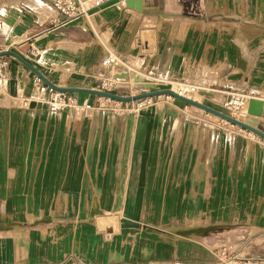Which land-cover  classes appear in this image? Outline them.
<instances>
[{"label":"crops","instance_id":"1","mask_svg":"<svg viewBox=\"0 0 264 264\" xmlns=\"http://www.w3.org/2000/svg\"><path fill=\"white\" fill-rule=\"evenodd\" d=\"M125 1L60 25L7 16L0 51L58 87L95 88L111 55L125 84L194 81L214 109L231 93L264 107V0ZM35 75L0 57V264H215L224 245L264 260V138L166 95L52 108ZM244 121L264 131V112Z\"/></svg>","mask_w":264,"mask_h":264},{"label":"built area","instance_id":"2","mask_svg":"<svg viewBox=\"0 0 264 264\" xmlns=\"http://www.w3.org/2000/svg\"><path fill=\"white\" fill-rule=\"evenodd\" d=\"M104 0H51V4L57 9L58 13L62 16V20L56 22L55 24L60 25L72 18L82 15L88 11L89 8L100 6ZM102 64L106 67V76H100L95 89L115 92L119 85H121L126 78L119 77L120 72H116L115 66L117 60L115 57L108 55ZM125 73L124 70H122ZM117 73V74H116ZM138 81L133 83L129 82V87H134ZM143 82V81H140ZM175 91L176 93L195 99V95H201L206 90L197 82L194 81H175ZM33 87L37 91L39 98L47 103L52 108H62V107H77L79 103L73 92L56 90L53 87L48 86L41 78L35 75L33 79ZM170 96V95H166ZM102 97V96H101ZM106 98L107 97H102ZM248 98L241 93H231L222 103L224 107V113L230 115L239 120H244L247 113ZM147 99V98H144ZM144 99H139L137 101H142ZM196 100V99H195ZM85 107H92L87 101L82 103ZM102 102H97L96 106H101ZM264 112V109H263ZM215 264H264V260L261 258L252 257L243 251L242 247L235 245H224L220 248L218 258Z\"/></svg>","mask_w":264,"mask_h":264},{"label":"water","instance_id":"3","mask_svg":"<svg viewBox=\"0 0 264 264\" xmlns=\"http://www.w3.org/2000/svg\"><path fill=\"white\" fill-rule=\"evenodd\" d=\"M127 6H131L134 7L135 9H142V0H126L125 1ZM5 55H12L15 56L16 58H18L22 63H24L29 69H31L39 78H41L48 86L53 87L56 90H60V91H68V92H84V93H90V94H94V95H98V96H102V97H107L110 99H114V100H118V101H125V102H129V101H135V100H139V99H144V98H150L153 96H157V95H170L174 98H177L181 101H183L184 103L199 107L207 112H210L218 117H220L221 119L235 124L239 127H242L244 129H247L255 134H257L258 136L264 138V131L247 123L244 120H239L236 119L234 117H231L230 115L214 109L198 100L192 99V98H188L185 96H182L178 93H176L175 91H173L172 89L169 88H161V89H154V90H150V85L151 83L148 82H140V83H136L135 87L138 89H141L142 91L136 94H129V95H124V94H119L117 92H110V91H104V90H99V89H95V88H90V87H58L57 85H55L52 81H50L48 78H46V76L44 74H42L34 65H32L29 61H27L24 57H22L21 55H19L17 52L7 49V50H1L0 51V57L1 56H5ZM94 74L98 75V76H106L107 74V70L106 67L102 64L97 65ZM117 76L119 77H127L126 73H120L119 75L117 74ZM148 89V90H146ZM263 101L259 98L256 97H251L248 99V105H247V113L249 115H261L263 112Z\"/></svg>","mask_w":264,"mask_h":264},{"label":"rangeland","instance_id":"4","mask_svg":"<svg viewBox=\"0 0 264 264\" xmlns=\"http://www.w3.org/2000/svg\"><path fill=\"white\" fill-rule=\"evenodd\" d=\"M6 4H0V38L2 35L7 34L8 29L6 28L3 23L4 20L6 19L7 16H9L10 22H17L20 20L17 16L20 15L22 16L23 13H27L26 16H31V19L33 21H56L58 20V11L57 9L54 8V6L51 4L50 1H45V0H25V3L23 4V0H16L19 3L11 4V0H5ZM39 4V5H38ZM25 8V10H24ZM1 9H4V14L1 12ZM10 10V11H9ZM13 11V12H12ZM21 12L22 14H20ZM19 13V14H18ZM140 74L132 75V78H130V83L135 82V79H138ZM137 77V78H136ZM153 87V84H151ZM167 88H175L174 82H170L169 86H166ZM148 90V89H146ZM141 89L134 88V87H129V84L122 83L119 85L117 90L115 92L119 94H124V95H129V94H136L141 92ZM196 100L200 99L199 95L194 96ZM170 99L174 100L175 98L172 96H169ZM102 105L101 109H112V110H120V111H126V109H134L137 106H133L131 104H128L127 102H122L114 99H106V98H100ZM176 101H179L175 99ZM137 101V100H135ZM99 107V106H96ZM222 112H224V107L223 106H218V109ZM224 123H228L227 121L223 120Z\"/></svg>","mask_w":264,"mask_h":264},{"label":"bare ground","instance_id":"5","mask_svg":"<svg viewBox=\"0 0 264 264\" xmlns=\"http://www.w3.org/2000/svg\"><path fill=\"white\" fill-rule=\"evenodd\" d=\"M132 74V73H131ZM140 77V76H139ZM138 77V78H139ZM137 78V77H136ZM137 83H140V82H137ZM151 87H152V85H150V88L149 89H151ZM169 89H171V88H169ZM172 90H175V88H172ZM175 99H177V98H175ZM177 100H179V99H177ZM180 101V100H179ZM95 212V211H94Z\"/></svg>","mask_w":264,"mask_h":264}]
</instances>
